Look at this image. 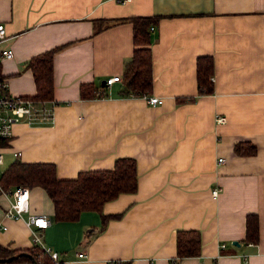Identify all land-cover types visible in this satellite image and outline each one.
<instances>
[{"label":"crops","instance_id":"0c3cea01","mask_svg":"<svg viewBox=\"0 0 264 264\" xmlns=\"http://www.w3.org/2000/svg\"><path fill=\"white\" fill-rule=\"evenodd\" d=\"M133 16L155 19L150 95L161 104L121 94L134 28L110 22ZM0 22L3 46L14 49L0 72L15 95L36 93L28 61L61 46L52 118L14 125L3 169L17 159L52 162L59 178H74L113 168L119 157L136 160L137 190L76 220H55L47 191L31 188V211L52 220L42 238L63 264H173L182 229L200 232L201 253L176 264H264V0H0ZM199 56L213 60L210 93L199 91ZM117 74L122 81L106 86L108 95L81 97L83 83L99 89ZM238 142L255 144L256 154L236 153ZM9 198L0 193V244L31 248L24 219L5 215ZM251 213L260 222L256 244L245 241ZM103 214L120 216L104 221Z\"/></svg>","mask_w":264,"mask_h":264},{"label":"trees","instance_id":"16d2710c","mask_svg":"<svg viewBox=\"0 0 264 264\" xmlns=\"http://www.w3.org/2000/svg\"><path fill=\"white\" fill-rule=\"evenodd\" d=\"M128 20L133 23L134 50L129 62L125 65L124 88L121 94L127 96H143L150 94L153 87L152 63L153 56L150 47V25L155 21L150 16H133L119 20ZM103 25L97 27V31ZM61 47V46H59ZM49 49L41 54L33 56L27 66L31 68L37 91L34 95H22L34 103L46 102L48 106L56 105L54 101V73L53 57L59 48ZM213 72V60L211 56H199L197 61L198 87L201 93L213 91L210 76ZM107 85L99 89L93 84L81 85V97L92 98L108 95ZM235 152L241 155H253L257 152V146L253 143L238 142ZM2 189L9 191L17 185L35 186L45 189L54 204L55 220H76L85 210L102 211L103 205L117 198L121 193L135 192L138 188V172L136 160L131 157H119L113 168L90 169L80 171L74 178H59L56 165L52 162H24L20 159L12 162L0 176ZM120 214L105 215L106 221L111 217H119ZM260 240V222L255 213L247 215L246 242L254 244ZM202 239L197 230H179L177 233V256L173 264L178 263L187 256L201 253ZM22 252L31 253L39 264H56L40 246L33 245L28 249H10L0 244V257L15 256L13 262L20 264H33V261Z\"/></svg>","mask_w":264,"mask_h":264},{"label":"built area","instance_id":"2783aa9c","mask_svg":"<svg viewBox=\"0 0 264 264\" xmlns=\"http://www.w3.org/2000/svg\"><path fill=\"white\" fill-rule=\"evenodd\" d=\"M119 3H126L130 0H117ZM7 37V28L4 22H0V60L2 58H11L14 56L12 47H4L3 42ZM116 81H122L120 74L109 76L105 79V85L111 86ZM150 104H161L163 97L152 96L150 94L143 95ZM55 105L48 106L46 102L34 103L32 100L23 96L15 95L10 92L6 78L0 72V176L3 172L4 163V142H7L13 136L14 125L19 121L41 122L52 118ZM215 119L219 123H224L227 117L222 114H216ZM219 162H223L224 158L220 157ZM0 189L2 186L0 184ZM221 188L215 187L212 194L217 197ZM10 196L5 215L12 219H24L31 229L32 239L35 245L40 246L56 264H63L60 259V253L45 245L40 230L49 226L52 222L47 214H37L31 211V189L27 185H17L9 191L3 190ZM7 228V226H4ZM221 247H226L225 243H221ZM82 256L83 253H80ZM117 264V262H111ZM198 264H202L199 262Z\"/></svg>","mask_w":264,"mask_h":264},{"label":"water","instance_id":"95a60500","mask_svg":"<svg viewBox=\"0 0 264 264\" xmlns=\"http://www.w3.org/2000/svg\"><path fill=\"white\" fill-rule=\"evenodd\" d=\"M103 84H105V80L103 81ZM233 244L239 246L240 242L238 240H234ZM22 254L27 255L28 257H30L32 259V261H33V264H39V262L37 261L35 256H33L31 253L22 252ZM14 258H15V256H9V257H5V258L0 257V262H11L12 260H14Z\"/></svg>","mask_w":264,"mask_h":264},{"label":"rangeland","instance_id":"374dc122","mask_svg":"<svg viewBox=\"0 0 264 264\" xmlns=\"http://www.w3.org/2000/svg\"><path fill=\"white\" fill-rule=\"evenodd\" d=\"M2 263H5V262H2Z\"/></svg>","mask_w":264,"mask_h":264}]
</instances>
